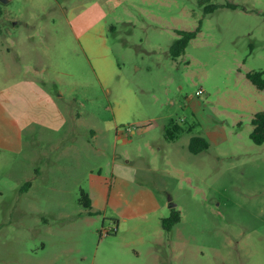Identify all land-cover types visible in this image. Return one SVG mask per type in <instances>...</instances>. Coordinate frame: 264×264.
Instances as JSON below:
<instances>
[{
	"label": "rangeland",
	"instance_id": "374dc122",
	"mask_svg": "<svg viewBox=\"0 0 264 264\" xmlns=\"http://www.w3.org/2000/svg\"><path fill=\"white\" fill-rule=\"evenodd\" d=\"M6 1L0 264H264V0Z\"/></svg>",
	"mask_w": 264,
	"mask_h": 264
},
{
	"label": "trees",
	"instance_id": "16d2710c",
	"mask_svg": "<svg viewBox=\"0 0 264 264\" xmlns=\"http://www.w3.org/2000/svg\"><path fill=\"white\" fill-rule=\"evenodd\" d=\"M200 29L195 31H180L178 32V38L173 42L170 53L173 58H178L181 56L185 49L187 48L189 42L193 40ZM249 81L259 90H264V72H250L247 74ZM253 130L250 134L252 142L256 145H261L264 143V112L257 113L252 120ZM209 144L206 139L202 137L193 136L189 140L188 149L191 153L199 154L207 150ZM88 195H83V202L85 208H90V199ZM180 212L176 208H171L170 217L162 219V226L164 231L169 232L171 228L179 223Z\"/></svg>",
	"mask_w": 264,
	"mask_h": 264
},
{
	"label": "crops",
	"instance_id": "0c3cea01",
	"mask_svg": "<svg viewBox=\"0 0 264 264\" xmlns=\"http://www.w3.org/2000/svg\"><path fill=\"white\" fill-rule=\"evenodd\" d=\"M127 163H129L130 166V159L129 161L127 160ZM99 181L98 184L102 185V178H98ZM122 182H124V180L122 178L116 177V183L118 186V189L120 188L122 184ZM129 190H131L130 187V182H129ZM117 189V191H118ZM112 192H115L116 189H112ZM127 190L126 193L129 191ZM125 193V194H126ZM109 196V202L111 201L115 206H119V198H122V193H118V198L116 200V198L111 197L110 193H108ZM129 204H134L133 207L129 208ZM125 207L129 208V219H139V218H143L147 215V213L149 212H154L159 210L160 208V203L157 201V199H153L152 197H148L146 194L141 193L140 195L137 193L135 195H129V199L126 200L125 202Z\"/></svg>",
	"mask_w": 264,
	"mask_h": 264
},
{
	"label": "water",
	"instance_id": "95a60500",
	"mask_svg": "<svg viewBox=\"0 0 264 264\" xmlns=\"http://www.w3.org/2000/svg\"><path fill=\"white\" fill-rule=\"evenodd\" d=\"M0 1H2L3 3H6V2H7L6 0H0ZM175 206H176V205H175L174 203L171 202L169 207H170V208H175Z\"/></svg>",
	"mask_w": 264,
	"mask_h": 264
},
{
	"label": "built area",
	"instance_id": "2783aa9c",
	"mask_svg": "<svg viewBox=\"0 0 264 264\" xmlns=\"http://www.w3.org/2000/svg\"><path fill=\"white\" fill-rule=\"evenodd\" d=\"M201 93H203V91H202V90H199V91L197 92V95H199V94H201Z\"/></svg>",
	"mask_w": 264,
	"mask_h": 264
}]
</instances>
